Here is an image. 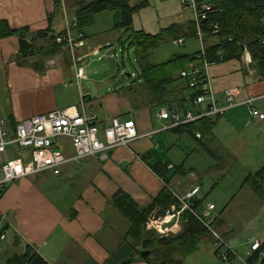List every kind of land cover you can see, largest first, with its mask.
Listing matches in <instances>:
<instances>
[{"label":"crops","instance_id":"0c3cea01","mask_svg":"<svg viewBox=\"0 0 264 264\" xmlns=\"http://www.w3.org/2000/svg\"><path fill=\"white\" fill-rule=\"evenodd\" d=\"M185 1L150 0L147 7L133 14L132 32H142L152 36L160 34L167 42L172 40L175 46L184 45L189 38L200 41L197 37L194 12L184 3ZM89 2L90 0H61V8L55 10L54 0H0V21L8 22L15 30L28 28L31 34L46 31L49 28V16L55 11L53 20L55 30L59 26L61 31L67 33V23L73 19L77 20L76 25L70 27L72 38L78 45L73 51L75 58L73 54L71 56L72 51L66 47L65 50L69 51L70 55L66 51L49 57L42 53L31 58L29 66H20L16 62V56L20 52V38L18 36L0 38V71L5 75L9 100L7 103L9 106L13 103V108L8 111L9 113L6 112V120L18 123L35 115L80 106L84 98L92 113L97 116L101 134L102 128L108 125L112 118L119 117L126 121L131 120L133 115L139 139L132 142L129 147L114 149L108 160L102 161L92 157L82 162L67 164L60 176L49 174L50 176L43 175L21 180L25 183L19 181L21 182L19 188L13 191L20 192L18 197L23 202L22 208L34 204L41 208L48 207L50 201L46 197V189H43L45 186L57 190L61 188L62 191L63 187L67 186V189L69 188L67 194L70 193L72 199L64 210L62 207L53 206L45 214H42L44 211H37L38 215L35 217L34 208L32 213L30 210H16L14 205L5 209V204L2 206L3 196L0 200V212L9 215L13 228L9 229L4 240L1 239L0 231V264H9L8 261L22 255L27 246L33 247L50 264H124L134 258L135 260L130 264H150L136 255L132 248L135 246L134 241L131 238L126 239L130 224L114 207L115 195L122 190L141 207H148L161 194L165 185L170 184L172 190L178 186L179 190L174 191L183 195L198 183L194 176V180L189 177L183 184L178 176H175L183 172L182 169L176 167L174 162L167 161L166 155L165 159L160 155V150H163L164 154H166L165 149L171 151V147L168 148L162 139L164 133L172 132L177 139L185 134L164 130L170 121L160 119L158 111L149 108L135 110L128 97L117 91L110 92V89L105 96H101L96 90L80 99L82 95L80 92L76 90L70 92L62 87L69 86L66 78L68 81L76 79L77 69L83 68L79 62L84 60V54L97 53L104 47L119 45L120 34L113 30L115 24L112 13L107 16V23H110L111 27L100 32L94 30L93 37L87 30L98 24L97 16L100 13L95 16L94 24L82 30L78 29L77 11ZM136 4L138 0L132 3V5ZM217 43L216 38L208 37L205 46L210 47ZM83 49L85 51L82 55ZM199 52L179 54L195 56ZM243 59L244 64L241 63ZM251 64L252 57L245 51L242 59H230L212 64L209 68L219 104H225V91L228 89L235 91V104H237L217 119L212 136L204 141L218 159L220 157L212 144L217 143L216 145L220 146L219 130L220 127L223 128L222 125H226L230 132L237 128L264 126V121L254 120L251 114L253 108L264 113V80L256 77V72L250 67ZM106 86H115V82L108 80ZM59 90L63 91L61 97L58 95ZM251 98L256 100L250 106L244 104ZM187 136L195 140L190 135ZM196 143L205 151L197 141ZM160 161L174 166V170L166 171L165 178L168 184L156 175L151 167ZM174 171L176 172L172 175ZM8 192L9 189L6 193ZM216 215L219 217L217 232L234 252L228 264H248V257L253 254L252 249L245 253L246 256L242 255L237 249V243L231 239L234 233L224 213H216ZM263 241L264 239L254 241L251 245ZM136 249L141 250V246L137 245ZM183 264L224 263L217 254L215 239L212 235H205L201 238L196 252Z\"/></svg>","mask_w":264,"mask_h":264},{"label":"trees","instance_id":"16d2710c","mask_svg":"<svg viewBox=\"0 0 264 264\" xmlns=\"http://www.w3.org/2000/svg\"><path fill=\"white\" fill-rule=\"evenodd\" d=\"M133 1L135 0H90L88 5L77 11L78 29L82 30L94 24L95 16L101 12L109 11L113 14L115 24L113 30L120 34L119 46L134 47L141 66L138 77L132 81L131 86H123L125 80L123 78L117 80V76H114L112 80L115 82L114 88L122 86L117 89V93L128 97L133 109L149 108L158 112L163 108L170 112L194 111L193 100L200 92L191 90L188 81L181 77L180 73L189 65L199 62L201 51L195 56L176 55L161 65L150 63V55L161 45L167 43V40L160 34L152 36L142 32H132L133 14L150 3V0H138V4L132 5ZM54 2L55 10L61 8V0H54ZM205 2L212 6V11L202 25L205 35L204 42H207L208 37L218 40L217 44L206 47L207 60L212 64H217L230 59H242L245 51H248L252 57L251 69L256 72L258 79L264 80V0H205ZM55 12L49 16V28L34 34H31L28 28L21 31L15 30L9 26L8 22L0 21V38L9 36L20 38V52L16 56L17 64L29 66V60L42 53L49 57L66 51L70 55L69 51L65 50L67 43L57 42L58 37L64 36L65 32H59L53 28ZM21 34H24V37H21ZM218 52H223L222 59L218 58ZM87 109L89 113H92L88 104ZM218 118H203L170 130L177 134L190 135L214 160H217V155L204 141L212 136ZM15 124L12 120L9 122L12 128ZM144 159L148 160L146 157ZM169 165L168 162L160 161L151 166L155 174L167 184L165 174L169 170ZM249 181L257 194L264 195V166L255 174H250ZM165 186L161 194L148 207H141L122 190L115 195L113 205L130 224L126 239L131 238L134 241L135 246L132 248L139 258L150 264H183L189 256L196 252L201 238L211 234L190 211L184 214L182 230L177 235L161 236L146 230V222L155 208L160 207L165 211L173 206H179L169 184ZM8 187L1 193L0 200ZM197 203L201 209L206 206L205 198H201L200 195ZM218 222L219 217L215 223L216 228ZM137 245L141 246V250L136 249ZM145 250H150L151 253L143 257L141 251ZM219 253L220 250L217 249V254ZM263 254L264 241L260 243V248L248 257V264H260ZM134 260L135 258L124 264H130ZM8 262L9 264H50L31 246H27L22 255Z\"/></svg>","mask_w":264,"mask_h":264},{"label":"built area","instance_id":"2783aa9c","mask_svg":"<svg viewBox=\"0 0 264 264\" xmlns=\"http://www.w3.org/2000/svg\"><path fill=\"white\" fill-rule=\"evenodd\" d=\"M184 3L194 12L197 37L202 44V50L199 62L192 64L180 74L188 81L190 89L198 91L200 94L193 100L194 111L170 112L167 109H161L158 113L159 118L170 121L164 130L187 125L203 118L216 119L237 106L234 90L225 91V104L220 105L212 86L209 74L212 64L206 58L205 35L202 29L208 14L212 11V6L205 0H201V2L186 0ZM76 22V19L69 21L67 33L65 32L64 36L57 39L58 43L69 44L72 52L78 45L72 38L70 27L76 25ZM215 29L218 28L215 27ZM179 42L182 43V41ZM246 54H249L248 51ZM217 56L222 59L223 52H218ZM75 74L78 83L81 80H86L87 76H85L83 68H78ZM254 100L256 99L251 98L244 104L250 106ZM251 114L254 120L264 121L263 112L253 108ZM7 123L0 116V196L11 183L46 174L58 176L66 164L82 162L87 158L97 157L102 161L108 160L114 149L129 147L132 142L139 139L136 123L133 120L123 121L119 117L112 118L109 124L102 128L101 134L97 116L89 113L84 98L80 106L55 110L49 114L35 115L20 121L15 124L11 132ZM102 135L103 138H101ZM197 137L200 138V135L197 134ZM10 148L14 154L13 159H8L6 156ZM70 152L72 153L70 154ZM173 168V165L168 166L169 170ZM200 193V186H193L183 195L173 190L179 206H173L165 211L160 207L155 208L146 222V230L161 236L174 235L180 231L183 225L184 214L186 211H190L215 239L222 263L228 264L234 252L217 232L216 206L206 204L204 208H199L197 202ZM173 221L175 222L173 223ZM11 228H13V224L9 215L0 212L2 240L6 238V234ZM259 248L260 243L255 242L251 251L254 252ZM262 256L264 258V254Z\"/></svg>","mask_w":264,"mask_h":264},{"label":"rangeland","instance_id":"374dc122","mask_svg":"<svg viewBox=\"0 0 264 264\" xmlns=\"http://www.w3.org/2000/svg\"><path fill=\"white\" fill-rule=\"evenodd\" d=\"M110 14L111 12L106 11L97 16L98 24L87 30L91 37H93L94 30L100 32L111 27L110 23H107V16H110ZM61 30V27L58 26L57 31ZM205 45H207V42H205ZM66 47L72 50L69 44H66ZM201 50L202 44L200 41L189 38L186 39L184 45L175 46L171 40L154 50L149 57V62L161 65L175 54L195 53ZM84 51L85 49L81 52L82 55ZM89 53L84 54V62H80L88 80L86 77V80H81L78 83L76 79L68 81L66 78V83L69 86H62L67 91L76 90V92H80L82 94L80 99L96 90L99 91L101 96H105L108 89H110V92L117 91L122 86L117 88L106 86L107 81L113 80L114 76L118 77L117 80L123 78L125 80L123 86L126 87L131 86L132 81L137 79L141 66L134 47L118 45L104 47L98 50L97 53ZM72 54L75 58V52H71V56ZM241 63H245L244 59ZM4 77V73L0 71V115L7 121L6 112L13 108V103L11 106L7 103L8 92ZM62 94L63 91L59 90V97ZM131 120L134 121L133 115ZM7 122L9 131H13L12 127L9 126V121ZM222 126L223 128L220 127L219 130L220 146L218 147L217 143L212 144L220 157L218 160H214L213 157L202 150L196 141L189 138L187 134L180 135V139H177L172 132H166L162 136L167 147H171V151L165 149L166 154L163 150H160L159 153L164 159L166 155L167 161L174 162L176 167L182 169L183 172L177 173L175 176H178L183 184L189 177L192 180L196 177L201 188L200 196L205 198L206 204L216 206V213H224L234 233L231 238L232 241L237 243L236 246L239 252L246 256L245 253L251 249V244L254 241L264 239V195L257 194L249 181L250 174H255L264 166V126L263 128L257 125L248 129L237 128L231 132L227 130L226 125ZM6 156L8 159H13L14 154L11 148ZM216 167L220 169L218 170ZM171 174L174 175V173ZM46 175L50 176L49 174ZM21 182L18 181L9 185L10 192L6 193L2 199V206L5 204V209L14 205L16 210H30L32 213V208H34L33 214L36 217L38 215L37 211H44L42 214H45L53 206L62 207V210H64L71 203L72 197L70 193L67 194L69 192L67 186L63 187V191L61 188L57 190L45 186L43 189H46V197L50 201L48 207L41 208L39 205L34 204L22 208L23 202L18 197L20 192L13 191L19 188ZM197 184L194 186H199ZM173 190L178 191L179 187L176 186ZM65 191L66 193H63Z\"/></svg>","mask_w":264,"mask_h":264},{"label":"water","instance_id":"95a60500","mask_svg":"<svg viewBox=\"0 0 264 264\" xmlns=\"http://www.w3.org/2000/svg\"><path fill=\"white\" fill-rule=\"evenodd\" d=\"M21 37H24V34H21ZM151 251L150 250H145L141 253V256L146 257L150 255ZM260 264H264V258L261 259Z\"/></svg>","mask_w":264,"mask_h":264}]
</instances>
